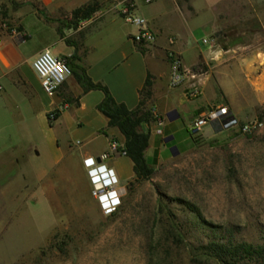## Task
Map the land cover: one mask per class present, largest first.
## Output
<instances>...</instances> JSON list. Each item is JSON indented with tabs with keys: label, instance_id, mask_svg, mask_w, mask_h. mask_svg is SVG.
<instances>
[{
	"label": "rangeland",
	"instance_id": "374dc122",
	"mask_svg": "<svg viewBox=\"0 0 264 264\" xmlns=\"http://www.w3.org/2000/svg\"><path fill=\"white\" fill-rule=\"evenodd\" d=\"M198 3L197 14L173 20V29L236 48L234 57L252 61L249 82L264 87V0H238L230 15L227 0ZM5 17L0 16V28L15 29ZM215 22L210 38L207 30ZM36 45L32 40L23 47L31 52ZM249 121L261 126L243 134L208 125L191 137L183 127L163 144L159 158L156 154L147 181L116 191L118 205L107 216L81 175L48 173L29 190L32 199L25 198L21 187L34 185L32 169L47 166L44 135L34 133L28 142L0 124V264H188V246L205 241V232L194 227L198 221L234 228L237 241L264 245V102L239 122Z\"/></svg>",
	"mask_w": 264,
	"mask_h": 264
},
{
	"label": "crops",
	"instance_id": "0c3cea01",
	"mask_svg": "<svg viewBox=\"0 0 264 264\" xmlns=\"http://www.w3.org/2000/svg\"><path fill=\"white\" fill-rule=\"evenodd\" d=\"M118 1L0 0V9L4 12L0 16L16 23L15 29L4 25L0 28V117H4L0 124L10 133L26 135L28 142L32 134L42 133L41 149L47 157V166H38L30 172L33 187L25 184L21 187L27 192L25 198L32 199L34 193L29 190L38 187L48 173L61 178L64 173L76 178L81 175L91 188L86 173L91 164L94 169L99 168L98 173L111 176L115 191L122 190L133 179L130 161L119 154L123 137L117 129L107 127L106 119L95 109L102 99L100 91L83 93L70 75L54 94L48 96L41 92L30 61L42 50L66 61L71 69H83L92 83L104 86L112 99L128 110L136 106L137 92L146 76L150 77L153 115L162 125L158 128L156 121L140 125L139 130L148 133L143 152L146 161L154 151L159 158L163 144L167 143L164 140L171 141L183 127L188 128L207 107L225 106L240 121L264 102L262 83L249 82L248 76L254 67L248 57L236 58L233 56L236 48H220L212 40L209 44L204 39L194 40L188 29L187 36L173 29V20L182 21L185 16L197 14L198 0H152L150 3L130 0L135 15L146 22L153 34V43L149 45L132 42L136 28L120 19L114 8ZM237 1L227 0V15ZM89 3L96 6L91 16L81 20L72 17V11ZM213 16L219 18V12ZM215 28L216 22L208 27L210 38ZM32 40L37 45L27 52L23 45ZM169 52L180 59L183 67L190 69L199 65L204 72L193 73L192 79L169 87ZM247 82L250 97L245 93ZM192 86L199 95L189 99L186 91ZM2 101H7V105ZM171 111L174 114L168 116ZM50 112H56L57 116L49 125ZM158 129L160 134H156ZM110 143H114L116 152L109 150ZM38 155L39 151L33 157Z\"/></svg>",
	"mask_w": 264,
	"mask_h": 264
},
{
	"label": "trees",
	"instance_id": "16d2710c",
	"mask_svg": "<svg viewBox=\"0 0 264 264\" xmlns=\"http://www.w3.org/2000/svg\"><path fill=\"white\" fill-rule=\"evenodd\" d=\"M95 8L94 3H89L72 11L71 15L73 18L85 19L91 16ZM198 67L199 65H196L190 68V71L196 74L204 72V68L199 69ZM69 69L70 75L83 93L94 90L102 93V99L95 106V109L106 119V126L117 129L123 137V145L120 151L130 161L133 174V179L129 183L147 181L152 174L150 165L156 162V152H153L149 161L145 160L143 152L147 146L148 133L141 132L139 128L143 123L148 124L157 120L153 115L151 104L150 77L146 76L137 92L136 106L132 110H128L123 104L116 103L104 86L99 83H92L83 69L79 67H73V69L69 67ZM51 114L52 120L47 115L49 125L57 116L56 112H51ZM188 136L191 137L192 135L188 133ZM185 205L199 220V216L193 211V208L190 205ZM194 227L205 232V241L196 246H188L186 250L188 264H264V245H252L237 241L234 236V228L215 226L202 221H198ZM174 233L179 237V233ZM160 247L164 254L167 253L165 250L169 247L166 244ZM175 248L178 249L179 247L175 246Z\"/></svg>",
	"mask_w": 264,
	"mask_h": 264
},
{
	"label": "built area",
	"instance_id": "2783aa9c",
	"mask_svg": "<svg viewBox=\"0 0 264 264\" xmlns=\"http://www.w3.org/2000/svg\"><path fill=\"white\" fill-rule=\"evenodd\" d=\"M152 0H144L145 3H150ZM114 8L120 19L129 25L136 28V32L131 40L135 44L149 45L153 43V34L147 29L146 22L135 15L133 4L130 0H120L115 3ZM169 63V87H176L186 79H192L193 73L190 69L182 66L180 59L169 52L167 54ZM30 68L38 79L39 87L44 95L54 94L60 85L70 76V69L66 62L62 59L54 57L47 50H42L36 54L30 61ZM199 91L195 87H189L186 91V97L194 99L198 97ZM49 119L52 120L51 112L48 113ZM210 124L215 125L220 130H235L243 134H248L257 130L261 123L257 121H249L240 123L236 120L225 106H210L198 114L187 128L189 134L194 135L205 126ZM162 125L161 121H156V126L159 128ZM156 134H160V130H156ZM109 150L116 152L114 143H110ZM124 155L123 152H119ZM87 160L83 162L85 163ZM91 167L87 170L88 180L91 185L90 194L97 201L101 213L104 216L110 215L118 205L117 193L114 189V182L111 176L105 172H99L98 169ZM97 171V173H96ZM111 182V183H110ZM109 194V198L101 200L100 197Z\"/></svg>",
	"mask_w": 264,
	"mask_h": 264
},
{
	"label": "water",
	"instance_id": "95a60500",
	"mask_svg": "<svg viewBox=\"0 0 264 264\" xmlns=\"http://www.w3.org/2000/svg\"><path fill=\"white\" fill-rule=\"evenodd\" d=\"M172 114H174L173 111H171V112L168 114V116H170V115H172ZM169 140H170V138H169V139H165L164 142H168ZM169 153H170L171 156H173V155L175 154V147H170V148H169Z\"/></svg>",
	"mask_w": 264,
	"mask_h": 264
},
{
	"label": "bare ground",
	"instance_id": "6f19581e",
	"mask_svg": "<svg viewBox=\"0 0 264 264\" xmlns=\"http://www.w3.org/2000/svg\"><path fill=\"white\" fill-rule=\"evenodd\" d=\"M99 172H100V171H99ZM110 183H111V182H110ZM108 195H109V194H108ZM108 195L105 194L104 196H101L100 199H101V200H106V199H108V197H109Z\"/></svg>",
	"mask_w": 264,
	"mask_h": 264
}]
</instances>
